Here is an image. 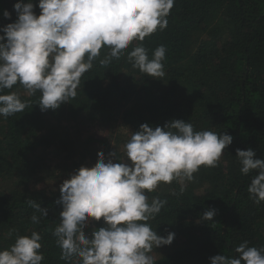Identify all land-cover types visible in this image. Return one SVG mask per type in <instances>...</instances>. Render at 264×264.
Returning a JSON list of instances; mask_svg holds the SVG:
<instances>
[{
	"label": "trees",
	"instance_id": "1",
	"mask_svg": "<svg viewBox=\"0 0 264 264\" xmlns=\"http://www.w3.org/2000/svg\"><path fill=\"white\" fill-rule=\"evenodd\" d=\"M16 2L0 0V27L17 19ZM32 2L39 15L38 0ZM4 10L10 19L4 18ZM167 20L164 30L133 41L106 66L99 60L109 49L102 47L100 57L81 77L75 98L58 109L42 111L40 93L28 96L19 83L4 90L17 92L28 107L0 116V249L8 248L18 235L36 231L42 236V264H77L75 257L60 258L53 236L62 211L56 203L60 185L38 186L43 165L39 151L52 143L48 128L71 116L89 117L104 128L119 123L129 137L141 124L163 128L173 119L191 123L196 131L231 135L232 143L218 165L201 166L182 193L176 181L161 182L147 193L149 202L153 197L166 201L148 223L158 235L175 234L170 245L154 249L159 254L153 258L157 264H210V257L233 255L245 240L264 249V201L254 203L247 192L256 173L242 174L235 155L236 149L251 148L256 158L264 159V0H174ZM137 43L150 58L158 46H165L161 80L128 60ZM28 199L47 209V216L35 212ZM207 209H215L212 221L202 218ZM33 214L38 223L31 221ZM103 226V218L90 219L85 234L91 238L92 231Z\"/></svg>",
	"mask_w": 264,
	"mask_h": 264
},
{
	"label": "clouds",
	"instance_id": "2",
	"mask_svg": "<svg viewBox=\"0 0 264 264\" xmlns=\"http://www.w3.org/2000/svg\"><path fill=\"white\" fill-rule=\"evenodd\" d=\"M174 0H38L34 12L32 0H17L15 22L0 27V116L9 117L28 107L15 91L19 85L28 96L40 93L42 111L55 110L75 98L81 77L100 57L102 47L109 49L101 65L119 59L133 41L142 42L157 29L167 27ZM5 19L11 14L4 10ZM166 48L158 46L151 58L142 43L128 53L132 66L147 76H165ZM161 80V79H160ZM233 137L226 133L196 131L191 123L173 119L163 128L141 124L124 144V156L116 152L106 157L98 153L92 167L81 166L60 185L62 205L59 224L53 236L61 249L60 258L77 264H157L151 253L168 246L175 234L158 235L148 223L166 201L147 193L161 182L181 185L182 193L194 180L201 166L216 167ZM240 172L251 178L247 188L256 204L264 201V159L253 149H236ZM117 161V162H114ZM41 216L47 209L28 199ZM215 209L203 212V220L212 221ZM104 225L85 234L89 219ZM31 221L38 223L37 215ZM11 235V232L9 233ZM42 236L32 231L18 235L8 248L0 249V264H42ZM210 264H264V249L241 242L233 255L210 257Z\"/></svg>",
	"mask_w": 264,
	"mask_h": 264
},
{
	"label": "rangeland",
	"instance_id": "3",
	"mask_svg": "<svg viewBox=\"0 0 264 264\" xmlns=\"http://www.w3.org/2000/svg\"><path fill=\"white\" fill-rule=\"evenodd\" d=\"M46 131V130H45ZM47 132H52V143L40 150L42 156L41 182L38 186L57 187L75 172V163L92 167L97 162L98 153L116 152L118 158L124 156V144L130 139V132L119 123L104 128L89 117H70L54 121ZM114 162H117L114 160ZM90 225V219L88 220ZM159 254L156 250L152 256Z\"/></svg>",
	"mask_w": 264,
	"mask_h": 264
}]
</instances>
